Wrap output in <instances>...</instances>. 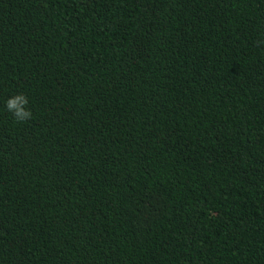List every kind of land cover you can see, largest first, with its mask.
Segmentation results:
<instances>
[{
	"label": "trees",
	"instance_id": "16d2710c",
	"mask_svg": "<svg viewBox=\"0 0 264 264\" xmlns=\"http://www.w3.org/2000/svg\"><path fill=\"white\" fill-rule=\"evenodd\" d=\"M0 264H264V0H0Z\"/></svg>",
	"mask_w": 264,
	"mask_h": 264
},
{
	"label": "clouds",
	"instance_id": "9594fccd",
	"mask_svg": "<svg viewBox=\"0 0 264 264\" xmlns=\"http://www.w3.org/2000/svg\"><path fill=\"white\" fill-rule=\"evenodd\" d=\"M4 106L13 116L17 124L27 122L32 119L33 113L29 107V98L23 92H17L4 102Z\"/></svg>",
	"mask_w": 264,
	"mask_h": 264
}]
</instances>
